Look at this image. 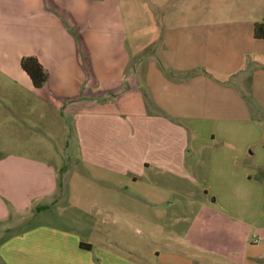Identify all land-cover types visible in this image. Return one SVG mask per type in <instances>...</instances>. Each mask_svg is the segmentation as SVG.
I'll return each mask as SVG.
<instances>
[{"label": "crops", "instance_id": "0c3cea01", "mask_svg": "<svg viewBox=\"0 0 264 264\" xmlns=\"http://www.w3.org/2000/svg\"><path fill=\"white\" fill-rule=\"evenodd\" d=\"M248 2L238 15L163 33L160 66L135 61L119 0H0L1 264H136L81 215L115 224L124 211L150 210L146 173L163 161L169 176L191 179L194 155L216 140L237 152L213 163L214 188L234 204H205L153 264H264V149L258 161L254 142H237L248 128L231 125L264 115V41L254 37L264 0ZM28 57L49 73L41 89L21 68ZM216 122L210 137L204 126ZM64 149L77 169L62 178Z\"/></svg>", "mask_w": 264, "mask_h": 264}, {"label": "rangeland", "instance_id": "374dc122", "mask_svg": "<svg viewBox=\"0 0 264 264\" xmlns=\"http://www.w3.org/2000/svg\"><path fill=\"white\" fill-rule=\"evenodd\" d=\"M261 2L262 0H260ZM119 3L128 29L127 46L131 49L135 61L144 63L151 59L159 62L158 53L162 49L163 33L175 30L181 25L184 28H189L198 22L195 19L200 16L202 18L211 15L215 16L214 19H226L228 15H238L249 8H254V4L249 3L248 0H119ZM176 16L182 20L176 21ZM258 19L261 22L264 21L261 18ZM252 56L261 57L257 54ZM159 65L162 66L160 62ZM254 66L253 63L250 67L253 68ZM251 99L252 97L248 96V100ZM247 104L250 110L251 105ZM256 113L250 112L252 121L236 122L231 125L248 128L247 135L242 132L237 135V142L238 140L244 141V139L254 142V146L247 149L248 153H254L256 159L261 161L259 153L264 149V115L257 116ZM252 124L258 126L262 135L261 139L257 137L256 132L252 133L251 130H255ZM221 125V122L206 124L204 129L211 137L214 133L213 128H219ZM215 133L218 134L217 131ZM203 135L206 140L209 139V136ZM260 140L263 143L258 145ZM232 144L235 145L234 142ZM62 153L64 158H57L56 161L60 163L59 165L63 169V174H61L64 178L66 172L72 175L77 169V164L71 150L64 149ZM196 155L194 157L198 159L199 167L197 173H192L191 179L169 176L170 173L163 171V161L160 167L155 168L153 166L146 173L145 181H141L140 188L141 192H146L149 195L150 210L143 212L142 208L136 207L133 211H124L120 215L114 216V220H117L115 224H102L101 218L93 215H81L80 222L85 223L86 226H88L86 223H99L98 228L109 233L115 243H107V240L96 236L98 242L107 243V247L119 252L133 263L153 264L155 254L157 252L163 253V241L166 238L186 237L188 229L199 220L205 204L225 210L228 209V205L225 204H229V206L234 204L233 198H227L221 194V191L214 188L213 175L218 172L216 170L218 166L213 163L218 159L234 157L237 152L233 150L232 146L224 145L220 140H216L212 146L198 150ZM239 167H242L247 174L251 173L252 179L257 181L258 178H253L254 170H250L248 163L242 162ZM69 179L66 180L68 183H70ZM129 191L136 196L137 201H143L138 189L130 188ZM133 195L130 194V196ZM234 199L236 205L240 206L239 201ZM107 218L109 217L105 216V219Z\"/></svg>", "mask_w": 264, "mask_h": 264}, {"label": "trees", "instance_id": "16d2710c", "mask_svg": "<svg viewBox=\"0 0 264 264\" xmlns=\"http://www.w3.org/2000/svg\"><path fill=\"white\" fill-rule=\"evenodd\" d=\"M254 37L264 41V21L255 24ZM21 68L29 76L35 89H41L49 80V73L36 57L22 59ZM247 103L253 106L251 100L247 99Z\"/></svg>", "mask_w": 264, "mask_h": 264}]
</instances>
